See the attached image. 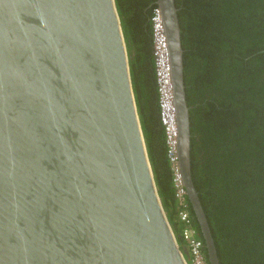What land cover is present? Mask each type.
Segmentation results:
<instances>
[{"label":"water","instance_id":"95a60500","mask_svg":"<svg viewBox=\"0 0 264 264\" xmlns=\"http://www.w3.org/2000/svg\"><path fill=\"white\" fill-rule=\"evenodd\" d=\"M167 43L176 154L208 264H219L191 176L175 0ZM159 198L114 0H0V264H188Z\"/></svg>","mask_w":264,"mask_h":264},{"label":"trees","instance_id":"16d2710c","mask_svg":"<svg viewBox=\"0 0 264 264\" xmlns=\"http://www.w3.org/2000/svg\"><path fill=\"white\" fill-rule=\"evenodd\" d=\"M114 2L156 189L184 246L160 120L151 21L156 0ZM175 5L191 176L219 264H264V0H175ZM187 209L198 233L188 199Z\"/></svg>","mask_w":264,"mask_h":264},{"label":"built area","instance_id":"2783aa9c","mask_svg":"<svg viewBox=\"0 0 264 264\" xmlns=\"http://www.w3.org/2000/svg\"><path fill=\"white\" fill-rule=\"evenodd\" d=\"M152 21L153 54L156 82L159 93L160 120L165 130L167 156L171 163L175 198L179 205L178 219L181 224L180 236L188 250V264H208L204 244L199 237L192 217L187 209V195L183 186L176 154V127L172 104L167 43L158 8L154 9Z\"/></svg>","mask_w":264,"mask_h":264},{"label":"flooded vegetation","instance_id":"af4514ba","mask_svg":"<svg viewBox=\"0 0 264 264\" xmlns=\"http://www.w3.org/2000/svg\"><path fill=\"white\" fill-rule=\"evenodd\" d=\"M185 246V245H184Z\"/></svg>","mask_w":264,"mask_h":264}]
</instances>
